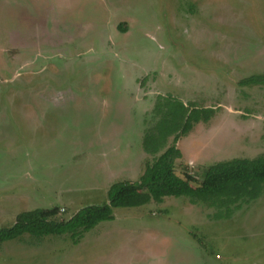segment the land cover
Segmentation results:
<instances>
[{
	"label": "rangeland",
	"instance_id": "374dc122",
	"mask_svg": "<svg viewBox=\"0 0 264 264\" xmlns=\"http://www.w3.org/2000/svg\"><path fill=\"white\" fill-rule=\"evenodd\" d=\"M254 75L264 0H0V227L37 208L69 219L139 181L159 96L202 112L179 176L263 156L264 85L241 84ZM217 212L187 197L118 208L78 244L4 242L0 264H264V195Z\"/></svg>",
	"mask_w": 264,
	"mask_h": 264
},
{
	"label": "trees",
	"instance_id": "16d2710c",
	"mask_svg": "<svg viewBox=\"0 0 264 264\" xmlns=\"http://www.w3.org/2000/svg\"><path fill=\"white\" fill-rule=\"evenodd\" d=\"M241 84L264 85V75L251 76ZM154 113L159 118L158 125L148 130L143 139L144 151L154 160L146 164L139 181L113 184L108 191V203L84 207L69 219L58 218L59 208L24 211L18 214L13 226L0 227V244L26 235L35 243L49 236H70L78 244L100 223L113 221L115 209L161 203L166 197H187L194 205L217 209L216 219H229L244 203L250 204L264 195V155L214 164L206 169L201 183L188 173L179 176L176 163L182 153L178 142L202 119L201 109L159 96ZM169 135L174 136L170 146Z\"/></svg>",
	"mask_w": 264,
	"mask_h": 264
},
{
	"label": "crops",
	"instance_id": "0c3cea01",
	"mask_svg": "<svg viewBox=\"0 0 264 264\" xmlns=\"http://www.w3.org/2000/svg\"><path fill=\"white\" fill-rule=\"evenodd\" d=\"M146 153V152H145ZM147 154V153H146ZM147 156H149L148 154H147ZM150 157V156H149ZM178 162V161H177Z\"/></svg>",
	"mask_w": 264,
	"mask_h": 264
}]
</instances>
